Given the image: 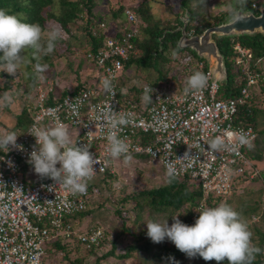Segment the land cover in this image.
Returning <instances> with one entry per match:
<instances>
[{
  "label": "built area",
  "instance_id": "1",
  "mask_svg": "<svg viewBox=\"0 0 264 264\" xmlns=\"http://www.w3.org/2000/svg\"><path fill=\"white\" fill-rule=\"evenodd\" d=\"M123 18L125 31L119 37L105 32V23H99V29L106 36L98 49L84 50L83 57L90 68L83 74L84 85L76 92L60 95V89L54 87L48 75L41 76L33 87L27 107L30 123L17 137L23 151L10 148L0 155V180L7 185L0 187V264H47L43 260L45 246L57 237H74L81 246L90 248L102 236L100 227L74 228L75 217L72 216L85 210L90 202V181L85 194L72 195L62 186L49 190L53 181L29 172L32 167L28 162L29 154L35 146V137L29 132L35 127L67 125L73 141L90 145L100 161L95 166V175L107 170L113 173L116 166L109 167V163L115 159L106 154L108 128L100 116L101 109L111 104L117 113L129 117V124L118 130L120 138L129 145V155L146 156L156 162L164 174L167 164L174 163L178 178H186L199 186L201 201L227 196L237 179L250 169L246 146L235 153H212L208 142L219 136L229 144L234 143V133L243 130L252 143L255 131L251 125L241 122L238 110L252 91L257 94L251 86L264 82V69L250 71L245 57L240 75L235 79L238 84L244 80L239 94L225 98L220 95L221 83L213 77L205 59L196 57L191 62L190 73L187 71L157 85L142 83V100L130 101L119 96L121 90L117 82L123 73L124 61L133 52L132 39L141 21L131 8L124 9ZM233 48L239 52L234 63L239 64L248 51L238 44ZM195 71L206 74L207 86L199 93L185 94L186 81ZM106 78L112 80L115 95L104 91L102 82ZM149 88L154 91L152 101L146 103L144 97ZM69 104H78V108L74 111ZM189 149L192 153L189 159L177 160ZM8 161L12 162L11 167Z\"/></svg>",
  "mask_w": 264,
  "mask_h": 264
},
{
  "label": "trees",
  "instance_id": "2",
  "mask_svg": "<svg viewBox=\"0 0 264 264\" xmlns=\"http://www.w3.org/2000/svg\"><path fill=\"white\" fill-rule=\"evenodd\" d=\"M59 4L60 14L57 15L55 8L56 4ZM202 4L200 0H181L180 7L182 10H186L188 12L189 19L185 25L186 34H197L204 30L206 27L210 25H216L221 22H225V17L230 15V10L221 12L219 15L213 16V22L209 23L208 21H200L203 18H200L198 10ZM252 0H246V4L241 8L245 10L249 7H253ZM196 7L198 10H196ZM0 8L9 9L12 12H21L27 17V21L32 23H38L47 32V29L44 28V23L46 21L54 20L62 27L63 33H65V38L60 40L57 43V47L53 53L50 55L43 56L42 63L47 64V71L43 74L35 73V61L32 59L31 50L29 49L26 55V69L31 75L29 78H25L23 75V88L21 90V108L18 113L14 115V124L11 126V131H15L17 134L21 132L29 123L30 117L27 110L29 105V96L38 79L41 76H47L49 74L56 75V79L54 81V87L60 89V95H65L68 93L76 92L81 86L84 85V82L76 75L74 79V83L72 84H57V79H62V71L64 69L57 68L55 66V61L57 59L63 58L67 61L66 68L69 67L70 61H68V57L72 55L76 50L83 46L86 49L96 50L98 49L106 36L104 31L99 29V23H105V32L110 33V35H114L119 37L121 33L125 31L124 21H123V11L126 8H131L134 10L136 16L141 21V26L138 30V33L135 37H133V52H131L126 61L123 63L124 71L127 70L130 66H135L140 70L147 69L149 67L154 68L156 71L155 76L148 80L147 83L151 85H157L160 83H164L169 81L172 78H176L178 75L186 73L187 71L190 73L191 70V57H196L195 54L190 51L188 48L180 49L176 46V40L180 35L178 30H175L181 22L178 17H176L175 25L171 26H159L157 23H150L148 18L142 14V10L139 8L137 3H125L122 0H27V6H25V0H0ZM257 12L255 11V14ZM195 21V22H194ZM116 28L117 31L114 29ZM213 39H215L219 52L224 56V63L226 69V82L221 83L220 85V95L221 97H234L239 94V88L243 85L244 80H241L238 84L235 80L236 77L240 75V71L242 68L243 60L246 57L247 64L250 68V71L257 70L260 71L264 69L263 59H264V35L255 32L252 35H238V36H229L228 38L218 37L213 35ZM158 38L160 40H158ZM234 44H238L239 47L246 49L248 53L245 56L241 57V62L239 64H235L234 61L236 57L239 55L238 52L233 48ZM161 46L162 51H158V46ZM165 50H168L166 53H174L180 52L183 53L182 56L185 57L184 54L190 55L191 57L186 58L185 61L180 64V60L183 57L179 56L176 60L180 65V72L176 70L169 71V67L158 69L159 62L162 64H168L169 59L166 57ZM76 53V52H75ZM159 60V62H158ZM63 61V62H66ZM169 71V72H168ZM1 74V72H0ZM62 74V75H61ZM61 75V76H60ZM182 76V75H181ZM264 76V72H263ZM58 77V78H57ZM130 78L124 72L118 78L117 88L121 90L119 93L120 97L129 98L130 101H135L136 103L143 98V93L140 90V85L138 84H130L127 85L126 81ZM60 80V79H59ZM9 85H6L5 88H8ZM254 91L251 92L250 97L247 99V102L243 105L239 106L238 110V118L241 120L243 124H249L255 131V138L252 141L251 149L247 147L245 154L250 161V169L247 168L245 172V176L238 178L235 186H233L231 192L224 196V198H229L230 196L237 195L241 193L243 190V185L249 182L251 179L261 177L264 179V173L260 172L256 174V171L253 168V164L262 158L261 156V148H258V144L260 142L259 136L264 134V127H260V123L263 121L264 117V102H260L259 98L264 94V82L259 81L257 84L251 86ZM5 152L0 151V155ZM140 160H145L151 165H156L161 169V167L156 163L149 161L148 158L144 155L139 156H130V160L128 162H139ZM125 161V158L119 159V162ZM115 163L110 162L109 167L115 166ZM32 166V165H31ZM117 171V166L113 173L105 171L102 174H97L94 176L93 181L89 182V192L91 194L90 202L88 203L85 210L73 215L75 220L78 218H82L81 215L89 209L90 204L93 206L94 199L93 196L99 194L102 186L109 180L115 176V172ZM253 172V176L248 178L246 175L248 172ZM29 172L31 174H35L33 170V166L29 168ZM27 178L26 176H23ZM98 189V190H96ZM135 200L134 206L140 205V201H147L151 205H153V210L156 212H164L167 211V216L170 218L174 211L179 210L181 207L185 206L186 211L183 217L179 219L188 225H192L195 220L191 221V217L194 214V211L199 209L201 206H210L214 207V202L221 197L207 198L201 201V192L199 186L190 182L186 178H176L172 183L167 182V177L165 174L164 182L150 188L148 190H140L135 192L133 195ZM142 197V198H141ZM210 200H213L212 202ZM118 211V209L116 210ZM256 211V207H252L250 209V213H254ZM199 213L197 212L198 217ZM195 218V219H196ZM80 221V220H79ZM250 230L257 235L254 243L261 249H264V231H260L256 226L255 222L248 223ZM87 226V225H86ZM98 227L97 225H88V228ZM116 236V235H115ZM114 236V238H115ZM134 238V236H133ZM113 239V238H112ZM108 241L107 232L103 231L102 228V236L99 239L98 243L90 248H83L86 252L92 251L96 248H99L102 244ZM148 241V239L146 240ZM111 242V241H110ZM146 242L144 244H133L127 246V249L120 255V257L126 258L128 257V253H130L131 249H136L137 251H144L147 248ZM79 243L75 240L74 237L70 239H64L62 237H57L53 241H50L45 246V256L43 258L44 262L47 264H78L77 258L72 260H67L63 262V260L67 259L69 255V250L76 249L79 247ZM81 246V245H80ZM83 247V246H82ZM184 255L181 251H179L176 247L169 249L166 254L169 256L172 255ZM112 254V248L107 252L103 253L101 256L105 257L107 255ZM264 253L258 254L253 261V264H264L263 255ZM59 255V256H58ZM59 259L54 260V259ZM205 261V260H202ZM213 261H207V263L213 264ZM97 264V260L93 263ZM223 264H227L225 260Z\"/></svg>",
  "mask_w": 264,
  "mask_h": 264
},
{
  "label": "clouds",
  "instance_id": "3",
  "mask_svg": "<svg viewBox=\"0 0 264 264\" xmlns=\"http://www.w3.org/2000/svg\"><path fill=\"white\" fill-rule=\"evenodd\" d=\"M200 3L207 6V0H200ZM245 4L246 0H235V4L229 6L234 21L242 18L236 9L243 8ZM55 11L57 15L60 14L58 3ZM65 35L60 26H49L45 33L40 24L28 22L23 13L0 8V64L4 66L0 70L14 76L19 69H26L25 54L30 49L32 59L35 61V73H45L48 66L42 63L43 56L53 53L57 43L64 39ZM30 75L27 70L24 71L25 78H29ZM207 81L208 77L202 71L193 72L186 81L185 94L201 92L207 86ZM102 83L105 92L115 95L111 79L106 78ZM153 91V88L146 89L144 97L146 103L152 101ZM10 101L11 94L6 93L0 97V107ZM69 107L75 111L78 104H69ZM100 116L103 125L108 128L107 156L113 159L123 156L127 163L130 160L129 145L120 138L118 130L129 124L128 115L117 113L109 104L101 109ZM29 133L35 137V146L29 154L28 162L39 177L53 181L49 185V190L52 191L55 186H62L72 195L85 194L88 182L94 178L95 166L100 163L90 150V145L84 143L78 145L74 142L68 126L62 123L51 127H35ZM19 135L15 131L0 133V151L6 153L10 148L23 151V146L17 144ZM234 136L235 142L231 144L219 136L211 139L208 142V150L212 153L221 151L235 153L240 147L246 146L251 149L247 133L240 130L234 133ZM191 156L189 149L183 156L177 157V160H187ZM8 164L12 166L11 161H8ZM178 174L176 165L169 162L166 169L167 182L172 183ZM0 187L7 185L0 180ZM13 187L19 189L15 185ZM195 211L199 215L192 225L182 222L178 218L180 214L171 216L170 225L168 217L148 220L145 223L147 237L153 243H161L167 239L188 258L198 256L205 261L214 260L216 264H223L225 260L227 264H253L256 255L264 253V249L253 243V233L246 220L228 202L222 201L214 207L201 206ZM173 264L178 262L174 261Z\"/></svg>",
  "mask_w": 264,
  "mask_h": 264
},
{
  "label": "rangeland",
  "instance_id": "4",
  "mask_svg": "<svg viewBox=\"0 0 264 264\" xmlns=\"http://www.w3.org/2000/svg\"><path fill=\"white\" fill-rule=\"evenodd\" d=\"M122 1L125 3H137L139 8L142 10V14L148 18L150 23H157L159 26H171L172 24L175 25V19L178 17L181 24H179L177 27L182 26L183 19L181 18H183V14L186 10L181 9V0ZM233 4H235V0H207L206 7L201 5L199 10L197 7L196 10H198V16L203 18L200 21L206 20L209 23H212L213 16L219 15L221 12L229 11V6ZM253 4L264 5V0H252V5ZM186 13L188 16V12ZM228 16L229 15L225 17V20H228ZM52 25L59 26L57 22L51 20L44 23V28L47 29ZM223 38L226 39L228 37ZM84 48L85 46L82 45L81 48L75 51L76 53L74 52L68 57V61H70L68 68L65 67L67 61L63 58L57 59V61H55V66L58 69L61 67L64 69L62 71V74H64H61L62 79L59 78L60 80H56L57 84H72L75 82L74 79L76 75L79 77V79H81L83 74L90 68V64L83 57ZM167 51L168 50H165L163 54H165ZM174 53H166V57L169 59V62H167L168 64H161L158 60V69H163L168 66L169 71L176 70L180 72L181 69L178 68L180 65L176 60L179 58V56L181 57L183 53L180 54V52L177 51ZM184 55L185 57L182 56L183 59L180 60V64H182L186 58L191 57L187 54ZM191 59L194 61L196 57H191ZM3 67L4 66L0 64V69H3ZM155 70L152 67L140 70L134 65L130 66L126 71L123 70L125 74L130 76V78L126 81V84L140 85L145 83L155 76ZM24 71L25 68H21L14 76H12L7 72L0 70V97H3L6 93L11 94V101L5 106L0 107V133L11 131V126L15 122L14 115L18 113L21 108L22 103L20 97L21 90L24 86ZM48 76L52 78L53 82L55 81L56 75L49 74ZM85 77L88 78V75ZM6 85H9V87L6 89H1L5 88ZM259 96H261L259 101L264 102V94ZM259 126L264 127V117L262 123H260ZM259 138L260 142L258 144V148H261L262 158L253 164L256 174L260 172L264 173V134L259 136ZM113 163H115L114 165L117 166L115 176L112 179H109L101 189L99 188V194L92 197L95 200L93 206L90 204L89 209H87L84 214L81 215L82 218L75 220L74 225L75 230H78V228H88V225H97L98 227L103 228L104 232H107L108 241L102 244L99 248L89 252H86L83 249L84 247L79 245V247L76 249L69 250L70 256L63 260V262L77 258L78 264H93L96 260L97 264H173L174 261L178 262V264H210L207 263V261H202L203 259L198 256L191 259L185 254L179 255V253L169 256L166 254V252L169 249L175 247L171 241L165 239L161 243H153L150 238L147 237V228L145 223L152 218L168 217L167 211H165V214H163L164 212H156L152 208L153 205L147 201L141 202V200H139L140 205L134 206L135 200L132 195L137 191L148 190L163 183L165 174L162 169L156 165H151L145 160H140L139 162L135 163H126L125 161L119 162V159H115L113 160ZM253 175V172L250 171L246 176L251 178ZM258 176L245 183L243 185V191L237 195L230 196L229 198H209H214L213 200L217 199L216 202H214V206L218 205L222 201L228 202L233 206V208L241 213L242 218L246 220L247 223L255 222V226L260 231H264V179H261V177ZM92 181L93 179L90 182ZM213 200L210 201L212 202ZM254 206L256 207V211L254 213H250V209ZM186 207L187 204L181 207L179 210L174 211L171 216L180 214L178 218L183 217L185 215L184 212L186 211ZM117 209L118 211H116ZM193 216L196 218L197 211H194L192 217ZM195 218L191 219V221L195 220ZM168 223L169 225L172 223L171 217H168ZM187 224H189V222ZM256 236L257 235L254 233L252 236L254 240H256ZM147 239L148 241H146ZM144 242L148 243L146 250L137 251L134 248L131 249L130 253H128V257H120V255L123 254V252L127 249V246L133 244H144ZM256 242L257 241H253V243ZM111 248V255H107L105 257L101 256ZM262 256L264 259V254ZM54 260L59 261L58 257ZM213 264H216V262H213Z\"/></svg>",
  "mask_w": 264,
  "mask_h": 264
},
{
  "label": "water",
  "instance_id": "5",
  "mask_svg": "<svg viewBox=\"0 0 264 264\" xmlns=\"http://www.w3.org/2000/svg\"><path fill=\"white\" fill-rule=\"evenodd\" d=\"M240 17L239 20H233L232 16H228V20L209 26L197 34L187 36L185 25L188 20L186 11L183 14L182 26L175 28L180 32L176 40V46L180 49L188 48L196 57L203 58L206 65L212 72L213 77L219 83H225L226 69L224 56L219 52L213 35L217 37H229L238 35H252L259 32L264 35V5L257 4L245 10L241 8L236 10ZM255 11L257 12L255 14ZM158 40H160L158 38ZM158 51H161V46H158Z\"/></svg>",
  "mask_w": 264,
  "mask_h": 264
},
{
  "label": "crops",
  "instance_id": "6",
  "mask_svg": "<svg viewBox=\"0 0 264 264\" xmlns=\"http://www.w3.org/2000/svg\"><path fill=\"white\" fill-rule=\"evenodd\" d=\"M147 83V82H146ZM149 84V83H148ZM151 85V84H150Z\"/></svg>",
  "mask_w": 264,
  "mask_h": 264
}]
</instances>
